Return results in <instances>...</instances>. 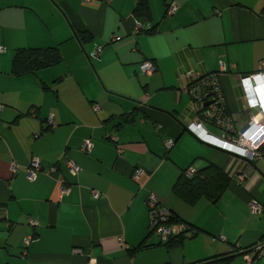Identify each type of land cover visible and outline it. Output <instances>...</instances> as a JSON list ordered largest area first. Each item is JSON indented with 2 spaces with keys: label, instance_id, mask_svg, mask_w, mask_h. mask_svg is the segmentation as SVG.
<instances>
[{
  "label": "crops",
  "instance_id": "0c3cea01",
  "mask_svg": "<svg viewBox=\"0 0 264 264\" xmlns=\"http://www.w3.org/2000/svg\"><path fill=\"white\" fill-rule=\"evenodd\" d=\"M138 1L0 0L6 49L0 52V264H195L219 254L234 256L229 264H248L245 254L252 252L245 249L264 240V212H251L252 199L264 205V159H242L190 132L186 125L198 115L185 89L189 72L215 75L236 130L258 113L248 107L242 78L264 72V0H149L151 33H137ZM173 2L178 9L168 15ZM78 32L91 41L82 43ZM144 39L159 48L147 49ZM49 47L59 48V63L12 72L18 49ZM99 48L91 58H99L93 65L106 92L89 96L84 52ZM110 57L117 75L109 72ZM145 60L157 67L151 75L141 69ZM69 76L74 80L66 85ZM92 79L99 83L95 74ZM132 113L133 120L122 117ZM167 139L175 140L171 149ZM87 140L90 151L82 149ZM35 159L41 170L30 180ZM209 163L224 167L232 184L217 203L190 206L172 187L184 169ZM150 194L200 232L172 246L149 235ZM229 204L245 215L230 230L223 228ZM29 217L38 224L30 225ZM31 234L36 238L26 246ZM194 238L201 242L196 248ZM143 241L150 247L132 256L129 250Z\"/></svg>",
  "mask_w": 264,
  "mask_h": 264
},
{
  "label": "built area",
  "instance_id": "2783aa9c",
  "mask_svg": "<svg viewBox=\"0 0 264 264\" xmlns=\"http://www.w3.org/2000/svg\"><path fill=\"white\" fill-rule=\"evenodd\" d=\"M177 9L178 5L173 2L169 4L167 14L171 15L175 13ZM141 26L142 24L139 22L136 29ZM117 38L119 37H116V39ZM5 50L4 47L0 46V52H4ZM100 53L101 48L97 49L95 54L99 56ZM141 69L144 73L151 75L155 71L156 65L152 61L146 60L141 65ZM222 69H226L225 63H222ZM186 77L190 85L185 89L187 93L192 96L198 115V119L186 125L187 129L200 140L227 150L231 154L242 159L250 161L264 159V72L247 75L242 78V86L248 107L250 109H258V113H251L247 122L239 130H236L232 118L227 113L223 112V95L216 81V76L194 75L193 72H189ZM209 101H211V103L207 106L206 103ZM94 109L98 111L100 106L94 104ZM52 122L53 116L51 115L50 123ZM207 123H211L221 129L222 135L218 137L210 132L206 127ZM113 139L115 141L118 140L116 136H114ZM174 144V139H167L165 141V145L168 149L174 147ZM91 148L92 145L90 141L87 140L82 149L84 151H90ZM70 167L76 170L78 169L73 162ZM12 170L14 173L18 172V166L15 163L12 165ZM39 170H41L40 161L35 159L28 171L29 179L35 180ZM53 171L55 172V170ZM195 172V169L191 168L187 172V175L191 176ZM141 173L142 170L138 171L136 177ZM62 191L67 193L68 190L62 187ZM94 194L96 197H99V193L95 192ZM146 203L150 213V232L159 235L162 243L167 244L178 236L190 232L189 227L184 223L172 222L170 220L172 212L164 204V201L159 200L156 195L150 194ZM251 208L254 214H260L264 211L263 205L255 198L251 201ZM29 224L35 226L38 222L33 217H29ZM193 233H195V230ZM33 238L32 235H27L25 237L26 246L31 243ZM250 251L252 252V256L246 253V260L248 264H256V260L264 256V240L253 245Z\"/></svg>",
  "mask_w": 264,
  "mask_h": 264
},
{
  "label": "trees",
  "instance_id": "16d2710c",
  "mask_svg": "<svg viewBox=\"0 0 264 264\" xmlns=\"http://www.w3.org/2000/svg\"><path fill=\"white\" fill-rule=\"evenodd\" d=\"M168 6L169 5H167V9ZM167 9H166V14H167ZM134 15L136 16V18H138L141 21L140 23L142 24L141 29L137 33L140 32L151 33L154 31L155 27L148 28L146 26L147 22H151V18H152V10L150 7L149 0H139L134 9ZM78 37L82 41V43L91 41L92 39L90 34H86L83 32L81 33L78 32ZM121 39L122 38L119 37L115 39L114 42H118ZM61 60H62V54L60 53L59 48L49 47V48L18 49L14 54L12 72L16 75H21L27 72H36L40 69L52 67L57 63H59ZM209 75H213V74H209ZM222 104L224 105L223 112L229 114L227 112L228 111L227 108H225L226 105L224 99ZM133 113L131 115H122V117L133 120L134 119ZM190 169L191 168L184 169L182 173L178 176V179L176 180V182L172 187L173 193L190 206H195L200 200L203 199L208 200L212 203H217L224 195V193L228 190V188L231 186L233 181L232 177L224 167H220L214 163H209L206 167L197 171L195 170L196 171L195 173H193L191 176H188L187 172ZM164 204L167 206L165 202ZM170 211L172 212L170 219L172 222H183L182 220L178 219V217L173 213L171 209ZM28 222H29V218H28ZM185 225L189 227L190 233L194 232V230L196 233L198 232V230L195 229L192 226V224L185 223ZM151 233L152 232H150L149 235H151ZM186 235L187 234L184 233L178 236L173 241H170L166 245L172 246L175 244H181L186 238ZM32 236L36 238L35 235ZM148 247L150 246L147 245V242L143 241L138 246L130 249L129 253L133 256L136 253ZM247 248L248 249H245L246 250L245 252L250 251L252 246ZM233 258L234 256L219 254L210 257L208 259L199 261L198 263L195 264H214V263L229 264V262Z\"/></svg>",
  "mask_w": 264,
  "mask_h": 264
},
{
  "label": "rangeland",
  "instance_id": "374dc122",
  "mask_svg": "<svg viewBox=\"0 0 264 264\" xmlns=\"http://www.w3.org/2000/svg\"><path fill=\"white\" fill-rule=\"evenodd\" d=\"M144 36V35H143ZM142 43H143V46H145L147 49H149V50H151V49H155V48H159V47H157V46H155V44H153V43H151L150 41H149V39H144V40H142ZM93 44V41L92 42H90V43H88V44H86L87 45V47H89L90 45H92ZM101 48H102V46H100ZM96 48H98V47H96ZM94 51V50H93ZM93 51L89 54V55H86V53L84 52V56H85V58H86V60H87V62H88V64H89V66H90V68L91 69H88L87 68V70L84 72L85 73V76L87 77V79L85 80V81H83V83H84V88H85V91L87 92V94L90 96L92 93H94V92H96V91H100V90H104V92H106V87H105V84H104V82L101 80V77H99V75H98V73H96V71H95V67H94V65L93 64H95L96 65V63H97V61H99V58L98 59H93V58H91V57H93V55H96L95 53H96V51H97V49L94 51V53H93ZM151 52H153V51H151ZM97 58V57H96ZM110 63H111V66H110V69H109V72L111 73V74H115V75H117V72H116V67H117V65H115L116 64V59H114L113 57H110L109 58V60H108ZM224 63V62H223ZM222 64V63H221ZM77 74V73H76ZM93 74H95L96 76H97V78H98V81H99V83L98 84H96V83H94L93 82V79H92V75ZM143 76L144 77H148L149 78V76L148 75H146V74H143ZM74 80V78H73V76H69V78H68V80H67V82L65 83L66 85H70L69 83L70 82H72ZM169 96H171L170 94H169ZM49 97V99H47L46 100V106L50 109V110H52V103H55V99H57V97H56V95L55 94H52V95H49L48 96ZM93 108H94V105H93ZM254 112H257L258 111V109H255V110H253ZM47 113H52V111H48V109H47ZM206 127H207V129L208 130H210L211 132L213 131V132H215L217 129H216V127H214L213 125H210V124H207L206 125ZM215 130V131H214ZM218 134V133H217ZM202 145V144H201ZM209 147V146H208ZM211 148V147H210ZM236 204V203H235ZM228 207H229V211H228V215H227V217H228V220H229V222L227 223V226H224L223 228H229V230L231 229V226L232 225H234V224H241V223H243V222H245V215H244V212H243V210H242V208L240 207V205L238 204V209H236L235 208V206L233 205V204H229L228 205ZM251 212H252V208H251ZM251 214V213H250ZM254 214V213H253ZM257 214V213H256ZM250 216H248L247 218H249ZM255 218V217H257V216H252L251 218ZM214 222L215 223H218V218L216 217L215 218V220H214ZM200 231H198V233H199ZM187 236H188V238H189V240H190V238H192V233H187ZM198 236V235H197ZM195 237V236H194ZM195 238H197V237H195ZM194 238V239H195ZM192 240V246L194 247V248H196L197 247V245L199 244V243H201L200 242V240ZM250 256H252V254H250ZM243 258H244V256H243ZM245 259H246V257H245Z\"/></svg>",
  "mask_w": 264,
  "mask_h": 264
},
{
  "label": "water",
  "instance_id": "95a60500",
  "mask_svg": "<svg viewBox=\"0 0 264 264\" xmlns=\"http://www.w3.org/2000/svg\"><path fill=\"white\" fill-rule=\"evenodd\" d=\"M207 105V104H206ZM219 106H220V104H219ZM163 110V109H162ZM164 111H166V110H164ZM208 145H210V146H212V147H214V148H216V149H219V150H221V151H224V152H228V153H230L229 151H227V150H224V149H221V148H219V147H217V146H214V145H211V144H208Z\"/></svg>",
  "mask_w": 264,
  "mask_h": 264
}]
</instances>
